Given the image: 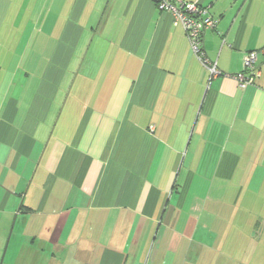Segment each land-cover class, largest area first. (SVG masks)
I'll list each match as a JSON object with an SVG mask.
<instances>
[{"label": "crops", "instance_id": "obj_1", "mask_svg": "<svg viewBox=\"0 0 264 264\" xmlns=\"http://www.w3.org/2000/svg\"><path fill=\"white\" fill-rule=\"evenodd\" d=\"M182 1L228 77L155 0H0V264H264V0Z\"/></svg>", "mask_w": 264, "mask_h": 264}, {"label": "built area", "instance_id": "obj_2", "mask_svg": "<svg viewBox=\"0 0 264 264\" xmlns=\"http://www.w3.org/2000/svg\"><path fill=\"white\" fill-rule=\"evenodd\" d=\"M155 2L159 10L171 13L175 23L182 24L194 55L210 71L211 77L222 75L228 77L218 69L216 63L207 58L204 49L205 33L210 29H215L218 24V20L210 14L209 9L199 3L182 0H155ZM259 56H264V47L246 55L243 71L234 76L240 88L245 89L250 85H255L261 77V70L257 64Z\"/></svg>", "mask_w": 264, "mask_h": 264}, {"label": "rangeland", "instance_id": "obj_3", "mask_svg": "<svg viewBox=\"0 0 264 264\" xmlns=\"http://www.w3.org/2000/svg\"><path fill=\"white\" fill-rule=\"evenodd\" d=\"M85 55H86V52L83 54V56H82V60L84 59V57H85ZM81 60V61H82ZM80 65H81V62H80V64H79V67H80ZM77 68V69H75L76 70V72H75V74L73 73V75L71 76V79L69 78V79H67V81L66 82H68L69 80H71L70 82H69V85H67V86H63V88H62V92L59 94V96H58V100H57V104L55 105V109H54V111L52 112V116H51V121H50V123L48 124V132H49V134H48V138H47V140H46V143L45 144H47L48 143V140H49V137H50V135H51V133H52V131H53V128L55 127V125H56V123H57V121H58V119H59V113H60V111H61V108H62V105H63V103L65 102V100H66V97H67V94H68V92H69V90H70V88H71V86H72V83H73V81L75 80V78H76V76H77V72L79 71V69L80 68ZM66 84V83H65ZM56 114V116L54 117V115Z\"/></svg>", "mask_w": 264, "mask_h": 264}]
</instances>
